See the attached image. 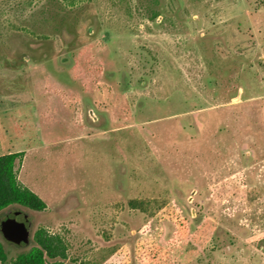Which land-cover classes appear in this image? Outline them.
I'll use <instances>...</instances> for the list:
<instances>
[{
    "label": "rangeland",
    "instance_id": "rangeland-1",
    "mask_svg": "<svg viewBox=\"0 0 264 264\" xmlns=\"http://www.w3.org/2000/svg\"><path fill=\"white\" fill-rule=\"evenodd\" d=\"M0 101L46 203L0 212L5 264L38 228L62 264H264V0H0Z\"/></svg>",
    "mask_w": 264,
    "mask_h": 264
},
{
    "label": "trees",
    "instance_id": "trees-1",
    "mask_svg": "<svg viewBox=\"0 0 264 264\" xmlns=\"http://www.w3.org/2000/svg\"><path fill=\"white\" fill-rule=\"evenodd\" d=\"M147 12L150 20H154L159 15H162V20L168 18V15L159 9L147 8ZM23 154L20 151L0 155V212L15 206L37 212L46 208L45 201L18 179L16 161L21 160ZM217 202L220 203L221 199ZM129 203L132 208H137L139 201L132 200ZM33 240L34 245L28 250L19 252L13 264H49L50 262L62 264V260L66 259L67 245L59 235L49 233L44 228H38L34 232ZM6 260L7 253L0 241V261L5 264Z\"/></svg>",
    "mask_w": 264,
    "mask_h": 264
},
{
    "label": "water",
    "instance_id": "water-1",
    "mask_svg": "<svg viewBox=\"0 0 264 264\" xmlns=\"http://www.w3.org/2000/svg\"><path fill=\"white\" fill-rule=\"evenodd\" d=\"M0 230L17 244H28L31 230V221L25 212L12 210L0 221Z\"/></svg>",
    "mask_w": 264,
    "mask_h": 264
},
{
    "label": "crops",
    "instance_id": "crops-1",
    "mask_svg": "<svg viewBox=\"0 0 264 264\" xmlns=\"http://www.w3.org/2000/svg\"><path fill=\"white\" fill-rule=\"evenodd\" d=\"M2 102L0 101V106H2V104H1ZM10 104L11 105H14V103H12V101L10 102ZM7 106V105H6ZM1 111H3V110H1V108H0V114L2 113ZM5 130V126H4V121H3V119H2V117H1V115H0V155H3V154H8V153H13V152H18V151H15V150H7V151H3V149H4V147H5V143H4V139H5V137H4V133H5V135L8 137V138H10V140H9V142H10V144H9V146L13 143L12 142V137H13V135H14V131L11 129V128H8V131H6ZM18 178H19V180H20V176L18 175ZM24 185V184H23Z\"/></svg>",
    "mask_w": 264,
    "mask_h": 264
},
{
    "label": "flooded vegetation",
    "instance_id": "flooded-vegetation-1",
    "mask_svg": "<svg viewBox=\"0 0 264 264\" xmlns=\"http://www.w3.org/2000/svg\"><path fill=\"white\" fill-rule=\"evenodd\" d=\"M6 217V216H5Z\"/></svg>",
    "mask_w": 264,
    "mask_h": 264
}]
</instances>
